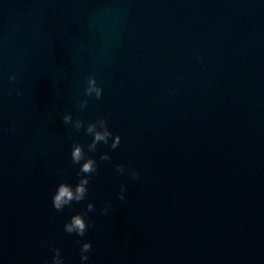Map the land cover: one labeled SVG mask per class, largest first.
<instances>
[{"label":"water","instance_id":"1","mask_svg":"<svg viewBox=\"0 0 264 264\" xmlns=\"http://www.w3.org/2000/svg\"><path fill=\"white\" fill-rule=\"evenodd\" d=\"M67 112L121 141L58 212L92 139ZM89 201L86 235L66 233ZM84 240L83 264H264V0H0V264L50 262L49 245L82 264Z\"/></svg>","mask_w":264,"mask_h":264},{"label":"clouds","instance_id":"2","mask_svg":"<svg viewBox=\"0 0 264 264\" xmlns=\"http://www.w3.org/2000/svg\"><path fill=\"white\" fill-rule=\"evenodd\" d=\"M17 76L15 73L9 75V80L16 81ZM87 86L84 89L85 97H92L93 94L96 99H100L103 95V87L97 84L96 77L94 75H89L87 78ZM11 93V90H10ZM16 94L20 95L19 89H16ZM88 105V99H82L79 102V107L81 110L85 109ZM62 122L65 125L71 124L72 127L79 131L84 129L86 134L91 135L92 139L87 144L85 150V145L81 143H73L71 149V161L73 164H79L80 167L77 171V176L79 177L78 182L72 185L68 182H60L52 196L53 207L58 212H63L65 207L71 208L73 202H80L87 198L88 195V185L90 183L91 177L98 173L99 166L94 157L90 156L89 153L95 152L97 150L98 144L103 142L104 144H109V138H111L110 148L115 150L119 147L121 136L119 133H113L108 127L107 117L98 116L94 121H84L79 117L73 119L71 112L64 113L61 117ZM14 131V125L12 127ZM101 160H111V156L108 152H102L100 155ZM116 171L121 175H129L133 180L139 176V171L135 168L126 167L124 164H117ZM118 198L123 201L125 199V185H120V191L118 193ZM111 207V202L106 201L104 207L101 211L105 214L108 213ZM95 211V205L92 201H89L86 208L83 211L74 213L69 220L64 224V231L68 234H76L78 237H84L91 226L88 220V213ZM79 242V241H78ZM47 242H42L41 246H44ZM52 247L53 255L51 261L45 259L43 264H65V258L61 254L60 247L57 245H49ZM92 250V243L89 240H84L80 247V260L83 262L89 260V253Z\"/></svg>","mask_w":264,"mask_h":264}]
</instances>
